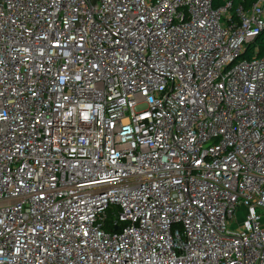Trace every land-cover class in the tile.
<instances>
[{"label": "built area", "instance_id": "1", "mask_svg": "<svg viewBox=\"0 0 264 264\" xmlns=\"http://www.w3.org/2000/svg\"><path fill=\"white\" fill-rule=\"evenodd\" d=\"M263 28L264 0H0V264H264Z\"/></svg>", "mask_w": 264, "mask_h": 264}, {"label": "trees", "instance_id": "2", "mask_svg": "<svg viewBox=\"0 0 264 264\" xmlns=\"http://www.w3.org/2000/svg\"><path fill=\"white\" fill-rule=\"evenodd\" d=\"M233 4H237L239 0H232ZM256 0H243L244 6L247 8ZM215 5L220 4V0H213ZM253 48H257V55L264 56V28L261 30L259 35L254 39V41L248 45L247 51L250 52ZM248 56V53H247Z\"/></svg>", "mask_w": 264, "mask_h": 264}, {"label": "rangeland", "instance_id": "3", "mask_svg": "<svg viewBox=\"0 0 264 264\" xmlns=\"http://www.w3.org/2000/svg\"><path fill=\"white\" fill-rule=\"evenodd\" d=\"M239 218H241V215L239 214V216H238ZM231 228H233V227H231Z\"/></svg>", "mask_w": 264, "mask_h": 264}]
</instances>
